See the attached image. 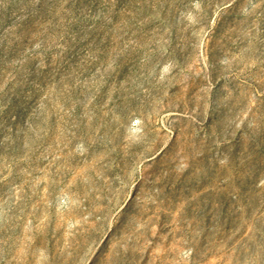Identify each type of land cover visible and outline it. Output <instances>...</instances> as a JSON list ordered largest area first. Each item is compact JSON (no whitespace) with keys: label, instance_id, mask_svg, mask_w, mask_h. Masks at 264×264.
Wrapping results in <instances>:
<instances>
[{"label":"rangeland","instance_id":"374dc122","mask_svg":"<svg viewBox=\"0 0 264 264\" xmlns=\"http://www.w3.org/2000/svg\"><path fill=\"white\" fill-rule=\"evenodd\" d=\"M0 264H264V0H0Z\"/></svg>","mask_w":264,"mask_h":264}]
</instances>
